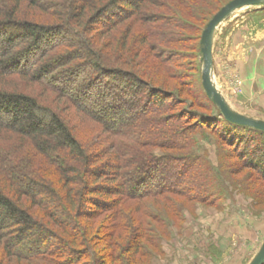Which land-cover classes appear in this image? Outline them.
Listing matches in <instances>:
<instances>
[{"label": "trees", "instance_id": "obj_1", "mask_svg": "<svg viewBox=\"0 0 264 264\" xmlns=\"http://www.w3.org/2000/svg\"><path fill=\"white\" fill-rule=\"evenodd\" d=\"M210 1L0 0V264H143L178 200L220 203L237 168L264 186V132L185 73L233 0Z\"/></svg>", "mask_w": 264, "mask_h": 264}, {"label": "rangeland", "instance_id": "obj_2", "mask_svg": "<svg viewBox=\"0 0 264 264\" xmlns=\"http://www.w3.org/2000/svg\"><path fill=\"white\" fill-rule=\"evenodd\" d=\"M225 1H210L209 9ZM263 8L264 4L234 12L217 29L212 43L214 87L233 112L259 121H264V43L254 34L264 29ZM187 35L190 42L182 62L189 79L198 81L202 56L191 42L195 31ZM141 67L152 74L149 65ZM75 124L86 143H99L95 125L80 119ZM197 142L199 152L207 151L215 163L213 144L200 138ZM228 179L236 186L224 183L223 200L214 206L178 200L184 206L180 217L166 213L169 224L161 249H152V258L143 264H249L264 242V186L252 172L238 168Z\"/></svg>", "mask_w": 264, "mask_h": 264}, {"label": "water", "instance_id": "obj_3", "mask_svg": "<svg viewBox=\"0 0 264 264\" xmlns=\"http://www.w3.org/2000/svg\"><path fill=\"white\" fill-rule=\"evenodd\" d=\"M263 4L264 0H233L229 2L209 21L206 28L202 32L200 39L201 60L203 63L201 70V84L206 96L218 107L227 122L249 127L261 132H264V121L251 119L233 112L214 87L212 82V43L213 36L217 29L234 12L241 9L258 7ZM249 264H264V242Z\"/></svg>", "mask_w": 264, "mask_h": 264}, {"label": "crops", "instance_id": "obj_4", "mask_svg": "<svg viewBox=\"0 0 264 264\" xmlns=\"http://www.w3.org/2000/svg\"><path fill=\"white\" fill-rule=\"evenodd\" d=\"M255 38L264 43V29L257 31L254 34ZM243 68V67H242ZM246 77V76H245ZM248 78V77H247Z\"/></svg>", "mask_w": 264, "mask_h": 264}]
</instances>
